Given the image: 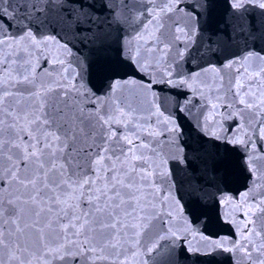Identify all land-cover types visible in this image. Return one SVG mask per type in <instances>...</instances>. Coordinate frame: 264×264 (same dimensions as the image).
<instances>
[{
	"label": "snow or ice",
	"instance_id": "snow-or-ice-1",
	"mask_svg": "<svg viewBox=\"0 0 264 264\" xmlns=\"http://www.w3.org/2000/svg\"><path fill=\"white\" fill-rule=\"evenodd\" d=\"M0 264H264V0H0Z\"/></svg>",
	"mask_w": 264,
	"mask_h": 264
}]
</instances>
